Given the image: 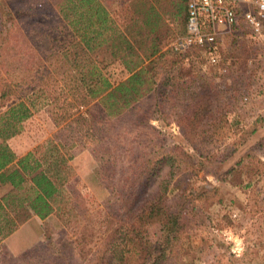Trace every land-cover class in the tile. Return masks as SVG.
<instances>
[{
	"label": "rangeland",
	"instance_id": "1",
	"mask_svg": "<svg viewBox=\"0 0 264 264\" xmlns=\"http://www.w3.org/2000/svg\"><path fill=\"white\" fill-rule=\"evenodd\" d=\"M11 1L14 5L26 3ZM46 2L54 5L57 0ZM46 2L35 0L31 17H16L20 23L34 18L33 40L39 44L49 39L47 26L53 28L51 23L57 22L55 9ZM102 2L111 13L120 11L137 20L134 25H140V30L131 28L129 39L140 55L147 54L150 37L164 43L162 50L184 31L176 0ZM140 2L152 5V11H143L146 5L141 6L142 11H133V4ZM151 12L158 15L152 34L143 23V15L151 16ZM39 23L43 24L40 28ZM53 30L64 31L61 27ZM57 40L60 44L65 38L59 34ZM8 53L0 46V78L11 80L10 88H15L17 96L23 89L18 80L23 75ZM105 54L101 50L96 59L107 60ZM216 54V64H208L205 53L197 48L185 51L175 61L172 57L173 62L169 59L163 67L170 69L175 87L162 85V72L158 73L150 93L108 122H100L98 108L89 104L93 134L81 125V117L55 122L47 105L38 102L23 131L7 142L16 155L47 139L68 149L72 157L66 162V179L60 187L63 198L58 211L43 219L30 213L0 239V264H92L107 241L110 221H116L118 203L129 187H134L142 162L179 142L176 121L186 114L189 90L199 81L218 90L215 110L227 117L228 125L215 145L201 148L203 159L196 156L181 161L168 153L171 164L164 162L161 176L147 184L146 193H151L160 188L157 181L166 177L168 186L162 199L171 206L181 201L186 206L183 230L164 264H264V134L247 133L264 127V35L251 37L246 28L237 29L219 39ZM103 71L112 81L126 75L116 61ZM178 144L191 151L183 139ZM166 169L171 171L169 176L162 173ZM6 190L0 185V195ZM156 230L148 227L152 240Z\"/></svg>",
	"mask_w": 264,
	"mask_h": 264
},
{
	"label": "trees",
	"instance_id": "2",
	"mask_svg": "<svg viewBox=\"0 0 264 264\" xmlns=\"http://www.w3.org/2000/svg\"><path fill=\"white\" fill-rule=\"evenodd\" d=\"M34 1L14 5L11 0H0V46L9 52L13 65L23 75L18 79L23 89L17 96L15 88H10L11 80L0 78L3 81L0 82V185L7 187L0 195V239L11 234L30 213L43 219L61 206L63 193L60 187L66 179V162L72 157L69 150L47 139L41 145L16 155L7 142L23 131L36 104L43 101L55 122L81 117V125L93 134L94 116L87 110L89 104L98 108L102 115L100 122H108L150 93L158 73L162 72V85L174 88L172 73L163 65L169 59L173 62L172 57L175 61V57L183 54L169 47L161 50L164 43L155 41L153 36L147 45V54H138L137 47L129 39L131 28L140 30V25H134L137 20L121 15L120 11L111 13L102 0H57L54 5L44 0L46 6L55 9L57 22L51 26L54 29L61 27L64 31L56 33L47 26L49 39L39 44L33 40L36 33L34 18L22 23L16 20L20 15L31 17L29 12ZM185 1L175 2L183 21ZM133 5V11H142L143 5H146L143 11L153 9L145 2ZM151 14L143 15V23L149 26L147 32L152 34L158 15ZM42 26L39 23V28ZM59 34L65 40L57 44ZM101 50L107 53V60L96 59ZM114 61L126 73L117 81H112L103 71L104 66ZM217 96L218 90L214 86L201 81L189 90L187 112L181 121L177 119L176 125L179 142L183 139L191 151L185 150L177 141L171 143L162 155L142 162L134 187H129L118 203L116 221H110L112 229L107 241L100 254L91 260L92 264L166 262L183 230L182 214L186 206L183 201L171 206L172 203L167 204L162 199L168 186L166 177L157 181L160 188L152 189L151 193H146L147 184L161 176L159 171L163 165L171 164L168 153L172 154L171 157L177 155L181 161H190L196 156L203 159L201 148L219 141L221 130L227 128L228 121L222 113H216ZM80 107L83 110L80 111ZM156 132L160 134L159 130ZM254 132L262 135L264 127L247 133ZM166 172L167 176L171 174L169 169L162 173ZM149 226L157 229L154 240L150 238Z\"/></svg>",
	"mask_w": 264,
	"mask_h": 264
},
{
	"label": "built area",
	"instance_id": "3",
	"mask_svg": "<svg viewBox=\"0 0 264 264\" xmlns=\"http://www.w3.org/2000/svg\"><path fill=\"white\" fill-rule=\"evenodd\" d=\"M184 31L169 47L176 53L205 51L208 64H216V43L244 29L251 37L264 35V0H186Z\"/></svg>",
	"mask_w": 264,
	"mask_h": 264
}]
</instances>
